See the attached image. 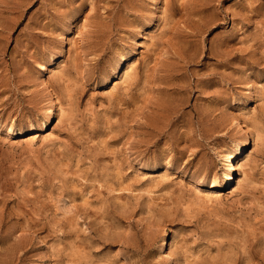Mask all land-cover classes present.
<instances>
[{
    "label": "rangeland",
    "instance_id": "374dc122",
    "mask_svg": "<svg viewBox=\"0 0 264 264\" xmlns=\"http://www.w3.org/2000/svg\"><path fill=\"white\" fill-rule=\"evenodd\" d=\"M0 264H264V0H0Z\"/></svg>",
    "mask_w": 264,
    "mask_h": 264
},
{
    "label": "bare ground",
    "instance_id": "6f19581e",
    "mask_svg": "<svg viewBox=\"0 0 264 264\" xmlns=\"http://www.w3.org/2000/svg\"><path fill=\"white\" fill-rule=\"evenodd\" d=\"M47 114H48L47 117L51 119V116H52L53 112L50 110L49 113L47 112ZM46 126H47L46 123H44L43 124V128L46 127ZM245 150H246V143L243 142V143L239 144L236 147V149L225 158V160L227 162V170H228L226 175H225V180H226L227 183H231L234 180V171H233L234 170V166L236 165L237 160L240 157L244 156Z\"/></svg>",
    "mask_w": 264,
    "mask_h": 264
}]
</instances>
